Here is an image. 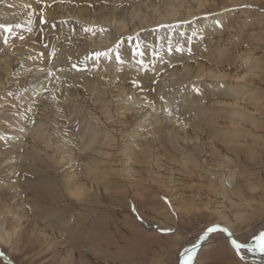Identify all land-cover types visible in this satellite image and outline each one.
Wrapping results in <instances>:
<instances>
[{
	"label": "rangeland",
	"instance_id": "rangeland-1",
	"mask_svg": "<svg viewBox=\"0 0 264 264\" xmlns=\"http://www.w3.org/2000/svg\"><path fill=\"white\" fill-rule=\"evenodd\" d=\"M2 1L0 19L12 29H0L7 38L1 47L40 58L58 85L45 82L23 107L40 80L27 71L15 77L25 61L0 71V119L37 121L23 140L42 122L49 147L26 144L0 156L15 151L23 158L12 174L0 167V264H178V253L212 223L234 232L250 228L241 242L264 230V0H24L22 10ZM191 17L190 24L153 31ZM91 26L94 33L84 31ZM134 34L143 56H132L135 41H121L130 72L114 53L85 59ZM148 56L150 67L137 64ZM164 102L170 117L151 108ZM28 162L30 172L22 165ZM48 184L55 197L42 192ZM21 195L26 208L11 207ZM167 227L174 231H160ZM210 240L217 259L205 260L207 247L195 264H250L219 235Z\"/></svg>",
	"mask_w": 264,
	"mask_h": 264
},
{
	"label": "bare ground",
	"instance_id": "bare-ground-1",
	"mask_svg": "<svg viewBox=\"0 0 264 264\" xmlns=\"http://www.w3.org/2000/svg\"><path fill=\"white\" fill-rule=\"evenodd\" d=\"M2 4L3 5H5L6 7H10L11 8V10L12 9H18V10H22V6L24 5V0H3L2 1ZM62 5V4H61ZM57 6V5H56ZM114 8V7H113ZM112 8V9H113ZM117 8V7H116ZM120 8V7H119ZM121 8H126V6L124 5V6H121ZM120 8V9H121ZM106 9H108V8H106ZM124 10V9H123ZM122 9L120 10L121 12H122V14H124L125 12V10L123 11ZM158 10V9H157ZM83 12V11H82ZM173 12V11H172ZM104 13V12H103ZM163 14H165V13H163ZM78 17H79V14L77 15ZM170 16V15H169ZM167 19V18H166ZM6 18H1L0 19V22L1 23H7L6 22ZM105 20V19H104ZM165 20V19H164ZM89 21V20H88ZM109 21V20H108ZM94 22H101V20H91L90 21V23L89 24H91V23H94ZM113 22V21H112ZM87 23V22H86ZM98 24V23H97ZM105 24V23H104ZM89 26V25H88ZM0 33H3V31L2 30H0ZM93 33H94V31H93ZM91 35V34H90ZM90 35H89V37H90ZM93 35V34H92ZM1 37L2 36H0V47H1V45L2 46H4L3 45V41L2 40H6L7 38H6V36H4L2 39H1ZM93 37V36H92ZM7 41V40H6ZM91 42V41H90ZM5 44V43H4ZM106 44V43H105ZM6 45V44H5ZM37 51V50H36ZM36 51L35 50H32V53H35L36 54ZM16 52V50H14L11 46H9V45H6L5 47H1L0 48V55L2 56V58L0 59V71L1 70H4V75H6L7 74V72L9 71V69L13 66V64L15 65V64H21V63H23L24 61H25V63L23 64V66H21L20 68H18V69H20L21 71H19V72H13L14 73V75H15V77L16 76H21L22 74H24L26 71L27 72H31L30 73V75H31V77L34 79V80H40V83H38L39 85H37V87H35V88H33V89H30L27 93H25V95L23 96V99H25V101H24V104H23V107L26 105V102H28L30 99H33L34 98V96L36 95L37 96V94L39 93V92H42V88L44 89V83L46 82L47 84H48V86H50V84H52V87L51 88H53V87H55V86H57L58 84H57V82H56V80L52 77V76H49L47 73H48V67H46V63H42L41 62V59L39 58V59H36V58H34L33 56H31V57H26L30 52L29 51H27V52H25V53H23V52H19V53H16L15 55H13L14 53ZM10 59H11V64H9V61H10ZM18 61V62H17ZM131 61L132 60H129L128 59V61H125L123 64V70L125 69V70H127V72H130V70L129 69H131L132 67H133V64L131 63ZM134 63H135V61H133ZM152 63H153V60H151V58L148 56V57H146V60L144 61V65H146V66H144V67H146L145 69H147V67H150V65H152ZM159 64H161V60L159 59L158 61H156V65H157V69H155V70H152V71H154V74L156 75V72L158 73L159 71H160V68L161 67H159ZM2 65V66H1ZM119 66V65H118ZM117 66H114L113 67V69L112 70H114L115 68H116ZM121 67V66H120ZM143 67V68H144ZM138 69H139V71L141 70L139 67H138ZM40 71H42V72H40ZM117 71V70H116ZM121 70L119 69V72H120ZM114 72H115V70H114ZM60 74V73H59ZM113 75L114 74H116V72L115 73H112ZM120 74V73H119ZM154 74H153V76H154ZM42 76H44L45 77V79H43L42 80ZM159 75H157L156 77H158ZM155 77V76H154ZM156 77H155V81H156V84H157V82L158 81H161L159 78H157L156 79ZM52 79V80H51ZM57 79H58V77H57ZM73 79V78H72ZM239 79V78H238ZM74 81V80H73ZM121 83H124V82H121ZM61 84H62V81H61ZM74 84V83H73ZM1 86H3V84H2V82H0V87ZM156 86V85H155ZM46 87H47V85H46ZM74 87V86H73ZM50 88V87H49ZM47 89V88H46ZM75 90L76 89H69V92L70 93H72V94H74V92H75ZM76 93V92H75ZM34 95V96H33ZM141 96V95H140ZM165 100H167L168 101V99L166 98ZM2 101V100H1ZM3 101H5L4 99H3ZM31 101V100H30ZM170 101V100H169ZM170 103V102H169ZM172 103V102H171ZM35 104H37V103H35ZM165 106H164V105ZM163 104H161V107H159L158 106V104H157V106L155 105H153V107H151V108H155V113H162V114H164L165 116H168V117H170L171 115H173L170 111V113H171V115H169V114H167V112H165L164 111V109L167 107V104L164 102ZM238 104V103H237ZM39 105V104H38ZM169 105V104H168ZM241 105V104H240ZM19 105H18V103L17 102H14V105H11V107H13V108H17ZM37 107H43V105H41V106H37ZM139 107V106H138ZM136 109H138V108H136ZM167 109L169 110L170 109V107H167ZM174 110V109H173ZM15 115V114H14ZM3 119H0V122H5L4 123V127L5 128H3V127H1V125H0V137H2V139H0V156H1V154L3 153V152H7V151H12L13 150V148H17V147H19L18 149H20L21 148V146H26L27 147V145H28V147L29 148H31L32 149V147H35V145H39L40 147H41V150H44V149H46V150H48L49 149V147H47L48 145H44L43 144V141L45 140L44 138H43V135L45 134H47L48 133V131H46V129H45V124H42V122H38V127L39 128H37V131L35 132V134L34 135H29L27 138H25L24 140L22 139V137H24V135H27V134H29L30 132V130L31 129H35L36 128V124H37V121H36V123L34 124V123H32V125L31 126H28V125H30L31 124V121L28 123L27 122V120H25L24 118H22V117H20V115L18 116H13V115H9V114H7V115H4L3 117H2ZM158 118V117H157ZM163 118V117H162ZM53 119V118H52ZM27 122V123H26ZM160 122V121H159ZM42 125H44V126H42ZM45 129V130H44ZM32 130V131H33ZM4 132H6V133H4ZM8 135H10V137H8ZM36 136V137H35ZM32 137V138H31ZM26 139H28V141L30 142V143H28V142H26ZM42 142V143H41ZM27 144V145H26ZM42 147L44 148V149H42ZM68 148V147H67ZM3 149H5V151H2ZM23 160V158L21 157V156H19V154L18 153H16L15 151L13 152V153H11L10 155H7L6 157H4L1 161H0V167L2 166V167H5V169L4 170H6V171H8V173H10V174H12L13 172H15L16 170H17V168H18V166L20 165V164H16V163H18V162H21ZM22 165H24V169L26 170V171H31V169H32V166L29 164V162H28V164L26 163V164H22ZM95 169H96V167L95 168H92V169H90L89 171H95ZM35 170V169H34ZM29 171V172H30ZM33 171V170H32ZM28 172V173H29ZM69 179V178H68ZM42 181V180H41ZM40 185V184H39ZM50 184H48V186L47 187H45V191L44 190H42V192H45L46 194L45 195H47L48 194V192L50 191V193L55 197L56 196V194H54L53 192H52V189H49L48 190V187H50L49 186ZM37 186V185H36ZM39 187V186H38ZM70 187V184H69V186H68V188ZM46 191H48V192H46ZM32 192V191H31ZM41 192V193H42ZM40 193V194H41ZM20 193L19 192H16L15 191V195H13L14 196V198L15 197H17L18 195H19ZM34 195H37V191H36V193L34 194ZM33 196V195H32ZM20 198V197H19ZM58 198V197H57ZM55 200V199H54ZM13 201V200H12ZM16 202V201H15ZM27 202H28V200L27 199H25L24 200V198H23V196L21 195V198H20V200H18V202L17 203H15V205L13 204V206L11 205V207H15L16 205H20V206H22V208H26V204H27ZM48 205V204H47ZM46 205V206H47ZM9 206V205H8ZM44 206V205H43ZM3 208H5V205H4V207ZM33 214H35V212L33 211ZM36 217H37V215H36ZM259 225V224H258ZM249 227V226H248ZM258 228V227H257ZM228 229H229V227H228ZM232 233H234V236L235 237H239V236H241L242 234H244L245 232H247L248 233V231H250L251 229L250 228H247V229H245V230H243V231H232L231 229H229ZM215 234H217V235H219L220 236V238H221V240H223V241H225L228 245H230L229 243H228V241H227V238H226V236H225V234L224 233H215ZM6 235V234H5ZM213 235L214 234H212L211 236H210V238H208L203 244H201V246L197 249V252L199 253L202 249H204V248H207V247H209V244H210V241H212V240H210V239H212L213 238ZM211 246V245H210ZM207 250V249H206ZM252 252V251H249L248 249H243L242 251H241V256L243 257V258H246L247 259V263H250V264H261V263H263L264 262V254H262V253H260V251L258 250V252L259 253H255V251L253 252V256H249L248 254H246V252ZM257 251V250H256ZM237 256V255H236ZM237 258L238 259H240L238 256H237ZM241 260V259H240Z\"/></svg>",
	"mask_w": 264,
	"mask_h": 264
},
{
	"label": "snow or ice",
	"instance_id": "snow-or-ice-1",
	"mask_svg": "<svg viewBox=\"0 0 264 264\" xmlns=\"http://www.w3.org/2000/svg\"><path fill=\"white\" fill-rule=\"evenodd\" d=\"M39 2V0H38ZM50 6V5H49ZM26 8H30L31 5H25ZM240 7H244V8H248L251 7V5L248 4H244L241 5ZM227 11V9L225 10ZM31 15V13H30ZM205 18H207V16L209 15L208 13H204L203 14ZM192 20H195V17H191L190 19H185V20H178L175 23H160L157 24L155 26V28L153 29V31H156L157 29L160 28H164V29H173V28H177L178 25L181 24H190V22ZM39 22L41 24L46 23V19L45 16L43 14V10H41L40 15H39ZM29 23H31V20H29ZM61 23H63V21H61ZM214 24L216 27L222 28L223 24L219 19H215L214 20ZM16 27H20L19 24L16 25ZM52 27H56L55 24L52 25ZM95 26H91V27H85L84 31L85 32H93L94 31ZM0 29H3L5 32H9L12 29V25L11 24H3L0 23ZM29 31H31V29H29ZM98 31L100 32H105L107 31L106 28L104 27H100L98 29ZM141 32L144 31V29H140ZM180 36H183L184 33H179ZM197 33L194 31L192 33V36H196ZM192 36H189L188 42L191 43L192 40ZM21 39H23V37H21ZM129 43L134 42V46L131 48V54L133 57H140L144 55V52L141 51V44L143 43V41L141 40L139 34H134V35H128L126 38L125 37H120L119 39H117L116 43L111 46L108 47L105 51H95L91 54V56H86L85 59H99L100 57H108L109 59L112 58V56L110 54H115L114 55V59L118 64H123L124 63V59L122 57V51H121V41L125 40ZM5 42H7L5 40ZM47 47V45H46ZM151 50V49H149ZM184 49H182L181 47L177 46L175 48V51L180 52L183 51ZM55 49H52V52L50 53V58L51 56H53L55 54ZM173 49L171 46H169L168 48V52H172ZM187 51L189 53H191V48L189 47L187 49ZM152 56H158L159 53L156 51H152L151 52ZM137 64L141 65V66H146L144 65V61L137 59L136 60ZM73 68H76L77 65L76 64H72ZM169 67H171V65H169ZM49 76L53 75V73L51 72V70L48 71L47 73ZM133 86H137L139 84L138 80H133L132 81ZM194 91L199 93V89L194 87ZM9 95H11V93H9ZM161 99H163V97H161ZM28 111H31V108L28 109ZM165 112H168V109L165 108L164 109ZM169 115H171L170 112H168ZM0 139H2V137H0ZM165 203L169 204V207H171V204L168 202L167 198L165 197ZM135 210V209H134ZM160 231L162 233H171L174 231V229H172L171 227H167V228H161ZM226 233L230 239V243H231V247L233 248V250L235 251V254L237 256H240V253L243 249H248L249 251H256L259 250L260 252L264 253V230L259 231L257 234H253L247 241L245 242H241L240 238L235 237L234 238V234L232 232L229 231V229L227 227L222 226L219 223H212L210 224L208 227H206L204 230H202V233L199 235V237L197 238L196 241H194L190 246L184 247L179 253H178V264H195V260L196 257L198 255L197 249L201 246L200 242L201 241H206L208 238H210V236L212 234L215 233ZM3 253H0V256H2ZM241 259H243V257H241Z\"/></svg>",
	"mask_w": 264,
	"mask_h": 264
},
{
	"label": "crops",
	"instance_id": "crops-1",
	"mask_svg": "<svg viewBox=\"0 0 264 264\" xmlns=\"http://www.w3.org/2000/svg\"><path fill=\"white\" fill-rule=\"evenodd\" d=\"M210 247V248H209ZM208 247V251L206 252L207 257L205 258V260H214L217 259L216 255H218V251L219 249L215 246V245H211Z\"/></svg>",
	"mask_w": 264,
	"mask_h": 264
},
{
	"label": "water",
	"instance_id": "water-1",
	"mask_svg": "<svg viewBox=\"0 0 264 264\" xmlns=\"http://www.w3.org/2000/svg\"><path fill=\"white\" fill-rule=\"evenodd\" d=\"M222 226H224V225H222ZM224 227H227V226H224ZM228 228V227H227ZM230 231V230H229ZM231 232V231H230ZM219 233V232H218ZM225 234V236H226V238H227V241H228V243L230 244V246H231V243H230V239H229V237H228V235L226 234V233H224ZM234 234V233H233ZM199 237V236H198ZM234 238H235V236H234ZM197 240V239H196ZM195 240V241H196ZM205 241H201L200 242V245L201 244H203ZM233 249V248H232ZM235 252V251H234ZM240 259H241V254H240V256H238ZM243 262H247V259L246 258H243V259H241ZM177 263H178V260H177ZM264 263V262H263Z\"/></svg>",
	"mask_w": 264,
	"mask_h": 264
}]
</instances>
